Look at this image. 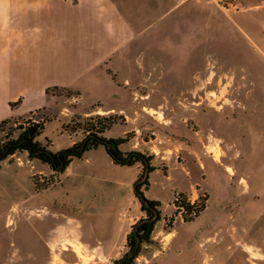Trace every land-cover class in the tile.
<instances>
[{"label": "rangeland", "instance_id": "1", "mask_svg": "<svg viewBox=\"0 0 264 264\" xmlns=\"http://www.w3.org/2000/svg\"><path fill=\"white\" fill-rule=\"evenodd\" d=\"M71 5L45 10L58 57L44 58L60 68L59 80L44 82L71 86L49 89L41 109L13 117L0 142L17 138L28 121L43 125L37 140L53 152L81 144L89 131L128 137L121 150L142 151L155 168L146 198L162 202L163 215L174 197L182 203L174 199L167 228L181 211L185 222L198 218L196 207L210 197L206 213L178 230L163 264H245V248L253 264H264V0ZM110 107L116 112L102 114ZM140 173V164H115L103 146L60 174L26 152L0 162V264H114L141 214ZM192 201L190 211L183 202ZM72 219L92 242L116 244L106 261L76 260L64 251L68 237L51 244ZM208 230L217 237L209 240ZM245 233L251 245L236 246Z\"/></svg>", "mask_w": 264, "mask_h": 264}, {"label": "crops", "instance_id": "2", "mask_svg": "<svg viewBox=\"0 0 264 264\" xmlns=\"http://www.w3.org/2000/svg\"><path fill=\"white\" fill-rule=\"evenodd\" d=\"M61 1L69 5L71 3V6L75 7L76 5L93 6L100 0H0V108L6 109V114L4 117H1L0 122L15 117L25 110H33L35 113L44 105L49 89L56 87L67 88L71 86V81L69 82L68 80L62 83V87H59L60 84L58 83L51 84L50 82H44L46 76L58 77V80L60 78L58 64H55L52 69H49L46 66L44 58L47 53L54 54V59L58 57L55 54L58 44L54 39L58 31L50 24V17L45 16V10H47L48 16L50 12L55 13L56 2L61 3ZM30 71H32V74L29 73ZM48 71L56 72L49 74ZM19 100L22 101L20 106L12 109L10 103H15ZM102 112L105 115L112 114L116 112V109L115 107H110ZM119 112L126 114L122 109ZM124 116L129 119L127 114ZM101 117H104V115ZM155 147L154 145L152 149H155ZM174 199L175 197L171 201L168 214L163 215L160 210L161 220L156 224L153 233L154 243L143 245L136 264H163L165 260L164 254L177 238L178 230L184 227L188 228L200 219L208 210L210 203L209 197L200 216L191 222H185L181 219V213L178 212L172 227L167 228L165 225L166 216L177 211L175 205L172 204ZM160 203L162 207V202ZM144 217L145 215L141 212L136 217V220L130 223L124 233V240L121 242L123 246L126 243L131 226ZM81 226L79 221L72 219L68 227L63 230L60 228L53 232L51 244L57 241L60 243L62 238L68 237L70 242L69 249H64V251L69 252L72 250L76 260L83 262L106 261L109 257L110 250L116 244H113L111 247L108 244L105 247L103 243L92 242V239L89 237L85 238L81 234ZM212 233V230L207 231L209 240L217 237L214 236V238H211L213 237L211 236L213 235ZM247 234H244L245 237L242 241H238L236 246L241 247L240 245H244L245 247L251 245V239L247 237ZM73 241L74 243H72ZM203 246L204 242L202 241L200 242V248H203ZM241 251L243 252L242 261L245 264H253L252 255H246L247 248L244 251L241 249ZM208 261L209 259H204L200 262L198 261L196 264H211Z\"/></svg>", "mask_w": 264, "mask_h": 264}, {"label": "trees", "instance_id": "3", "mask_svg": "<svg viewBox=\"0 0 264 264\" xmlns=\"http://www.w3.org/2000/svg\"><path fill=\"white\" fill-rule=\"evenodd\" d=\"M21 100L10 103L12 109L20 106ZM14 122L13 117L0 122V129L3 130L9 123ZM21 133L17 138H9L7 141L0 142V162L8 157L15 155L17 152H26L31 159L40 160L48 165L54 173H63L67 170L75 158H82L86 151L97 149L103 146L113 162L122 166H134L140 164L141 173L135 186V195L140 202L141 212L144 218L138 220L131 228L127 236L126 252L116 260L114 264H136V261L145 244H153V233L156 224L161 220V203L146 198L144 189L150 187L149 177L155 170L152 166V158L139 151L124 153L121 146L128 140L126 138H106L103 136L104 131H89L88 136L81 144H75L70 148L53 152L47 146L42 145L37 139L42 134L43 125L31 121L20 127ZM183 197V195H181ZM175 201L181 203L179 198ZM188 210L193 211L194 205L183 202ZM182 204V203H181ZM204 205L196 207V213L204 210ZM198 215V214H196Z\"/></svg>", "mask_w": 264, "mask_h": 264}, {"label": "built area", "instance_id": "4", "mask_svg": "<svg viewBox=\"0 0 264 264\" xmlns=\"http://www.w3.org/2000/svg\"><path fill=\"white\" fill-rule=\"evenodd\" d=\"M194 204H195V201H192V205H194ZM178 209H179V210H180V209H183V207L180 206ZM181 213H183V211H181Z\"/></svg>", "mask_w": 264, "mask_h": 264}]
</instances>
